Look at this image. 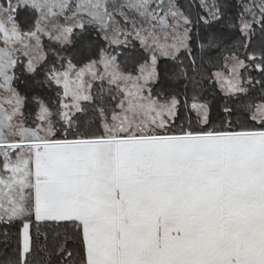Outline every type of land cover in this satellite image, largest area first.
<instances>
[{
    "label": "snow or ice",
    "instance_id": "obj_1",
    "mask_svg": "<svg viewBox=\"0 0 264 264\" xmlns=\"http://www.w3.org/2000/svg\"><path fill=\"white\" fill-rule=\"evenodd\" d=\"M0 264H264V0H0Z\"/></svg>",
    "mask_w": 264,
    "mask_h": 264
}]
</instances>
